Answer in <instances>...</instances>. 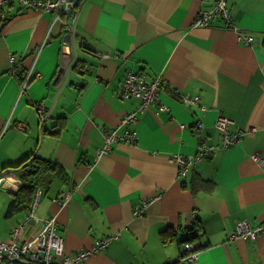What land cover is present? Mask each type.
Listing matches in <instances>:
<instances>
[{
    "label": "crops",
    "instance_id": "0c3cea01",
    "mask_svg": "<svg viewBox=\"0 0 264 264\" xmlns=\"http://www.w3.org/2000/svg\"><path fill=\"white\" fill-rule=\"evenodd\" d=\"M215 2L84 0L74 22L19 0L3 6L0 187L11 200L19 165L36 155L58 162L68 178L43 193L34 225L55 215L68 254L117 237L80 264H183L191 252L197 258L187 264H264V235L232 237L240 221L264 222V0H229L239 31L219 17L193 28ZM31 69L40 77L23 88ZM128 72L161 76L167 110L150 106L137 121L136 143L115 142L98 157L102 130L121 135L122 119L139 107L120 94ZM182 94L199 104L181 102ZM40 106L49 114L44 124ZM221 116L233 120L239 142L179 177L174 156L220 144ZM65 191L71 201L55 203Z\"/></svg>",
    "mask_w": 264,
    "mask_h": 264
},
{
    "label": "built area",
    "instance_id": "2783aa9c",
    "mask_svg": "<svg viewBox=\"0 0 264 264\" xmlns=\"http://www.w3.org/2000/svg\"><path fill=\"white\" fill-rule=\"evenodd\" d=\"M12 0H0V21L3 19L2 9L6 3ZM21 4L27 8H38L46 12L55 14L70 15L74 22L80 12V8L84 0H19ZM219 17L226 27L233 31H239L233 21L232 13L229 8V0H216L212 10L202 11L193 24V28H207L211 25V20ZM18 59L12 57L13 71L19 74L16 67ZM33 77H40V73H35L33 69L25 76L22 87L26 88ZM163 78L158 76L155 80H148L146 76L137 72H128L120 89V94L124 99H136L139 107L127 113L122 119L121 126H126L124 132L119 135L117 128L103 129L104 144L97 151V156L102 157L112 150L115 142L125 141L128 143H136L138 139V131L135 128L140 116L149 109L150 106L157 107V114L167 110V107L161 101V87ZM181 102L190 105L199 104L198 96H190L182 94ZM205 109V108H204ZM46 109L43 106L38 107V113L44 115ZM233 120L221 116L218 118L216 128L221 134L220 144L209 145L202 144L200 150L194 155L184 156L177 154L173 160L179 167L178 176L184 177L188 174L190 168L206 158L207 154L214 151L226 150L236 145L242 135L241 132L232 130ZM1 182V181H0ZM43 195L42 189L36 191L35 199L31 207V211L26 213L24 219L12 228L9 239H0V264H80L88 260L92 256L106 249L110 243L117 237H104L94 242L88 248L80 250L76 253H66L65 240L58 231V220L55 215L40 220L35 226V211L40 203ZM72 199V193L62 192L53 201L59 205H67ZM149 203L145 202L138 206L135 210L136 216H141ZM31 226V231L24 235L23 232L27 227ZM260 235H264V222L258 226H251L247 220L240 221L237 224V235L232 237H242L255 241ZM187 251H191L193 246L186 244ZM197 254L194 252L186 254L182 259L183 264L196 260Z\"/></svg>",
    "mask_w": 264,
    "mask_h": 264
},
{
    "label": "trees",
    "instance_id": "16d2710c",
    "mask_svg": "<svg viewBox=\"0 0 264 264\" xmlns=\"http://www.w3.org/2000/svg\"><path fill=\"white\" fill-rule=\"evenodd\" d=\"M21 185L17 191H10L11 200L7 217L31 211L35 194L42 189L44 194L51 190L56 180L66 181L65 169L56 161L39 155L27 159L16 168Z\"/></svg>",
    "mask_w": 264,
    "mask_h": 264
},
{
    "label": "rangeland",
    "instance_id": "374dc122",
    "mask_svg": "<svg viewBox=\"0 0 264 264\" xmlns=\"http://www.w3.org/2000/svg\"><path fill=\"white\" fill-rule=\"evenodd\" d=\"M45 197H47V194H45L43 199ZM9 203L10 197L7 191L0 187V239L2 240L9 239L12 227L17 224L19 219H23L24 217V213L16 214L12 217H7L6 213ZM31 229V226L27 227L23 234L27 235L31 231Z\"/></svg>",
    "mask_w": 264,
    "mask_h": 264
},
{
    "label": "water",
    "instance_id": "95a60500",
    "mask_svg": "<svg viewBox=\"0 0 264 264\" xmlns=\"http://www.w3.org/2000/svg\"><path fill=\"white\" fill-rule=\"evenodd\" d=\"M73 31H74V27L72 28V32H73ZM74 33H75V31H74ZM74 33H73V34H74ZM72 69H73V67H71L70 71L68 72V75L70 74V72L72 71ZM67 78H68V76H67ZM67 78H66L65 83H64V85H63L62 87L65 86L66 81H67ZM48 118H49V114H48V116L42 121V124H44V123L48 120Z\"/></svg>",
    "mask_w": 264,
    "mask_h": 264
},
{
    "label": "bare ground",
    "instance_id": "6f19581e",
    "mask_svg": "<svg viewBox=\"0 0 264 264\" xmlns=\"http://www.w3.org/2000/svg\"><path fill=\"white\" fill-rule=\"evenodd\" d=\"M86 249H88V248H86Z\"/></svg>",
    "mask_w": 264,
    "mask_h": 264
}]
</instances>
